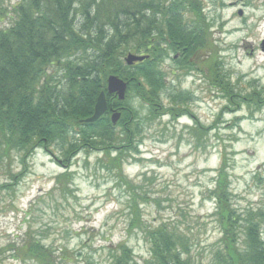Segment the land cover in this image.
Masks as SVG:
<instances>
[{"label": "rangeland", "instance_id": "rangeland-1", "mask_svg": "<svg viewBox=\"0 0 264 264\" xmlns=\"http://www.w3.org/2000/svg\"><path fill=\"white\" fill-rule=\"evenodd\" d=\"M20 1L0 0V29L10 26V11ZM202 1L213 51L186 64L180 52L163 50L161 112L152 117L126 91L122 102L139 113L141 143L120 169L110 164L112 154L81 152L69 162L72 175L62 195L55 178L66 170L56 149L52 155L37 149L24 171L13 154L10 163L0 164V264H37L22 252L28 239L51 251L53 264L84 258L110 264L106 247L118 244L142 263L149 258L148 245L136 216L145 226L166 224L186 235L196 263L210 264V250L221 236L210 193L223 165L233 207L264 211V53L259 48L264 0ZM209 55L218 81H228L237 99L213 84L203 63ZM244 95L257 99L250 108ZM10 175L17 177L13 181Z\"/></svg>", "mask_w": 264, "mask_h": 264}, {"label": "trees", "instance_id": "trees-1", "mask_svg": "<svg viewBox=\"0 0 264 264\" xmlns=\"http://www.w3.org/2000/svg\"><path fill=\"white\" fill-rule=\"evenodd\" d=\"M203 6L202 0H21L13 6L12 23L0 29V164L10 163L13 154L24 171L37 149L50 155L56 149L66 170L55 178L62 195L72 175L69 162L81 152L112 154L110 164L120 169L141 143L138 111L106 95L107 112L93 124L81 121L91 117L97 96L105 92L106 79L112 75L127 83V94L134 93L149 116L161 112L163 50L180 52L186 64L200 52L213 51ZM128 53L147 58L127 66ZM214 56L203 59L213 84L237 99L229 82L215 76ZM252 96L241 97L248 108L257 100ZM255 108L259 110L257 104ZM111 112L121 114L115 126ZM16 177L10 175L13 181ZM226 177L223 165L210 193L221 235L210 250V264H264V211L238 212ZM254 180L261 183L259 175ZM136 222L149 258L138 263L125 244L109 245L110 264H197L186 235L166 224L145 226L137 216ZM22 252L37 264L56 261L34 239L24 241ZM77 264L96 263L84 258Z\"/></svg>", "mask_w": 264, "mask_h": 264}, {"label": "water", "instance_id": "water-1", "mask_svg": "<svg viewBox=\"0 0 264 264\" xmlns=\"http://www.w3.org/2000/svg\"><path fill=\"white\" fill-rule=\"evenodd\" d=\"M238 14L240 15L241 12H239ZM259 48L260 51L264 53V40L260 42ZM146 58H147L146 56L128 54L124 58V63L127 66H132L135 63H140L144 61ZM126 91H127V83L124 82L122 79L113 75L107 77L106 90L105 92L104 91L100 92L99 95L97 96L91 117L82 120L81 123L93 124L107 112L108 106H107L106 95L115 96L118 101L122 102L125 100ZM120 117L121 114L119 112H113L110 118L111 124L115 126L119 121Z\"/></svg>", "mask_w": 264, "mask_h": 264}, {"label": "flooded vegetation", "instance_id": "flooded-vegetation-1", "mask_svg": "<svg viewBox=\"0 0 264 264\" xmlns=\"http://www.w3.org/2000/svg\"><path fill=\"white\" fill-rule=\"evenodd\" d=\"M246 47H249L251 50H252V47H251V45H247ZM252 52V51H251Z\"/></svg>", "mask_w": 264, "mask_h": 264}]
</instances>
